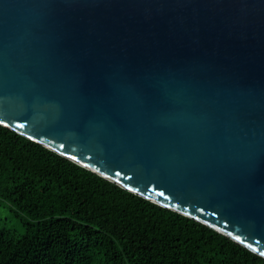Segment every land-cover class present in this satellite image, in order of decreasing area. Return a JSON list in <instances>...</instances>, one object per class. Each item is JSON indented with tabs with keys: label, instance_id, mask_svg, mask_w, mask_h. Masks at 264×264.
<instances>
[{
	"label": "water",
	"instance_id": "water-1",
	"mask_svg": "<svg viewBox=\"0 0 264 264\" xmlns=\"http://www.w3.org/2000/svg\"><path fill=\"white\" fill-rule=\"evenodd\" d=\"M0 124L264 257V0H0Z\"/></svg>",
	"mask_w": 264,
	"mask_h": 264
},
{
	"label": "trees",
	"instance_id": "trees-1",
	"mask_svg": "<svg viewBox=\"0 0 264 264\" xmlns=\"http://www.w3.org/2000/svg\"><path fill=\"white\" fill-rule=\"evenodd\" d=\"M0 264H264L228 236L0 124ZM9 212V213H10Z\"/></svg>",
	"mask_w": 264,
	"mask_h": 264
},
{
	"label": "rangeland",
	"instance_id": "rangeland-1",
	"mask_svg": "<svg viewBox=\"0 0 264 264\" xmlns=\"http://www.w3.org/2000/svg\"><path fill=\"white\" fill-rule=\"evenodd\" d=\"M3 203L0 205V228L3 227V221L9 222V227L17 230L19 233H23L22 220L26 219V214L19 213V217L11 218L10 215L14 216V213L8 212V209Z\"/></svg>",
	"mask_w": 264,
	"mask_h": 264
}]
</instances>
